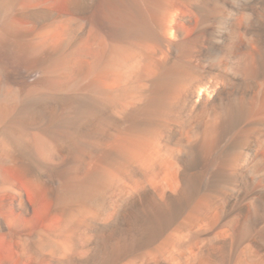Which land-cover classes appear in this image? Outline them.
<instances>
[{
  "label": "bare ground",
  "instance_id": "1",
  "mask_svg": "<svg viewBox=\"0 0 264 264\" xmlns=\"http://www.w3.org/2000/svg\"><path fill=\"white\" fill-rule=\"evenodd\" d=\"M0 264H264V0H0Z\"/></svg>",
  "mask_w": 264,
  "mask_h": 264
},
{
  "label": "rangeland",
  "instance_id": "2",
  "mask_svg": "<svg viewBox=\"0 0 264 264\" xmlns=\"http://www.w3.org/2000/svg\"><path fill=\"white\" fill-rule=\"evenodd\" d=\"M52 8L53 9H58L57 7H55V6H52ZM75 33L73 34V36H74V38H76V39H79L78 41V43L80 44V33L79 32H77L78 31V28L76 27L75 28ZM77 33V34H76ZM75 34H76V36H75ZM77 37H79V38H77ZM257 115H259V116H261V112H257Z\"/></svg>",
  "mask_w": 264,
  "mask_h": 264
}]
</instances>
